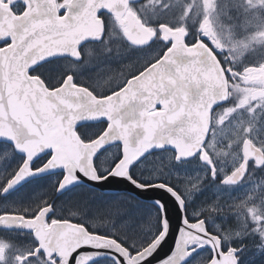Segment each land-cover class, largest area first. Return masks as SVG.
I'll return each instance as SVG.
<instances>
[{
  "label": "snow or ice",
  "instance_id": "1",
  "mask_svg": "<svg viewBox=\"0 0 264 264\" xmlns=\"http://www.w3.org/2000/svg\"><path fill=\"white\" fill-rule=\"evenodd\" d=\"M127 2L142 22L150 17L154 34L144 42L126 35L101 0H0V120L7 117L14 129L0 132V197L46 173L56 177L53 193L77 184L104 186L113 178L128 189L58 201L39 194L26 204L0 201V216L39 219L58 231L91 237L73 248L66 264H149L150 258L156 264H257L246 257L249 251L264 264V184L246 185L250 169L264 173V161L250 156L241 175L228 174L202 156V151L212 155L207 133L194 151L180 147V141L196 140L197 113L215 91L206 75L214 66L211 57L231 79L232 69L224 65H235V59L222 60V54L243 49L240 63L258 65L264 62V33L228 48L185 24L177 43L162 35L175 3ZM248 7L264 16V4L249 0ZM90 17L99 21V31H81ZM33 130L42 139L34 151L23 146L34 138ZM61 135L75 145L76 157L61 154L56 144ZM209 187L212 192L205 194ZM151 188L163 189L167 197L146 204L139 197L148 199ZM12 229L31 233L32 254L20 264H61L55 251L49 259L34 228L14 220L0 223V231Z\"/></svg>",
  "mask_w": 264,
  "mask_h": 264
},
{
  "label": "flooded vegetation",
  "instance_id": "2",
  "mask_svg": "<svg viewBox=\"0 0 264 264\" xmlns=\"http://www.w3.org/2000/svg\"><path fill=\"white\" fill-rule=\"evenodd\" d=\"M170 3H175L176 7L169 11L164 17V23L162 25V35L165 36H178V39L182 40L184 31H185V24L189 29L193 28L195 25L198 29L203 31L206 35L209 36L210 39L213 40L214 44H220L221 40L223 41V45L230 48L232 46L233 42L236 41H243L239 38L244 35L245 32L248 31L247 28V19L250 15V10L248 7L249 0H179L177 3V0H169ZM252 4H264V0H251ZM166 6V5H165ZM191 13V14H190ZM176 16V17H173ZM239 16H241V20L245 23L242 24L241 27H237V21L239 20ZM121 17L123 18L124 22H119L125 29V34L128 36L133 35H140V33H149V36L151 37L154 34L153 27L147 23L148 19L150 17H145L144 22L141 21L140 17H138L135 12L132 10L129 5L125 8L123 11ZM187 17V20L184 18ZM133 18L135 19V24L133 22ZM138 21L140 23V29L138 28ZM168 22H173L178 25V27L175 28H169ZM235 23V25H234ZM234 25V26H233ZM232 28H228L231 27ZM236 27V28H234ZM149 39V38H148ZM250 50V49H249ZM230 60L233 59L234 54L237 56V62L240 63L241 56L243 54V49H241L238 52H231L226 51L222 54L221 59H228L229 55ZM229 64H225L224 67L228 68ZM245 65V63H244ZM250 67L251 63H250ZM261 73L257 75L259 78V82H264V63H262L261 67ZM224 71V70H223ZM227 98L231 97L230 100H228L227 103H220L218 106L211 110L210 112V124H211V130L209 129V139L210 136L213 135L215 130L218 129H224L226 128L227 124L231 122V120L234 117H238V114H241V119H244V127L237 131V137L239 141L235 142L233 145L236 147V152H238L239 160L238 164L235 165L234 168H232L228 174H230L232 171H234L242 162L243 155H242V143L246 138H250L247 132L249 133L250 126L254 127L258 124H260L264 120V109H256L255 107H252L254 103H251L253 101H250L249 99L240 98L239 90H240V84L237 83L232 77L231 79L227 78ZM253 78H250V81H252ZM257 89H260L257 87ZM264 90L260 91V93H263ZM258 93V94H260ZM243 109V111H241ZM233 113H235V116H233ZM254 113V115H253ZM229 117H232L229 119ZM227 121V123H225ZM223 126V127H221ZM246 133V134H245ZM251 139V138H250ZM252 140V139H251ZM253 141V140H252ZM257 145V144H256ZM258 146V145H257ZM259 147V146H258ZM261 148V147H260ZM262 149V148H261ZM264 152V149H262ZM202 156L205 158H210L208 156L207 152L202 151ZM218 163V160H216ZM255 169H250L249 176L247 177L246 181L252 176V178H256L257 176L261 175V172H255L253 173ZM54 174H48L43 176V179H47ZM39 180H42L40 178H34L29 181H27L22 187L37 182ZM21 187V188H22ZM87 187V186H86ZM20 188V189H21ZM90 188V187H88ZM91 190H94L90 188ZM97 191L99 194H104L107 196L110 195H117L120 193H104ZM69 193V189L64 194H55L53 192L50 193L58 201L63 195ZM12 194V193H9ZM5 198H8V195H5L4 197H0V201H3ZM146 204L151 205L152 203L145 202ZM2 223H6L8 221H16L18 223L25 224L26 220L22 216H8L5 215L2 217ZM46 227V224H44ZM48 226V225H47ZM6 233L5 245L4 247L0 248V260H6L9 258V255L11 254V260L13 259L17 260V264H20V262L25 259L28 254L25 256L24 252H21L20 244L22 245V242L19 241V243L14 242L10 243V240H16L17 238L22 239L25 241L23 235L26 233H29L26 229H12L11 231H0V233ZM14 232L18 233V235H15ZM188 240H193L194 237H186ZM26 246V243L24 242V245L22 248ZM30 255V254H29ZM246 257H253L256 259L257 264H261V258L259 256H254V253L252 252H246ZM49 259H51V255H48ZM9 263V259L6 260V264ZM15 264V262H14ZM61 264H63V259L61 260Z\"/></svg>",
  "mask_w": 264,
  "mask_h": 264
},
{
  "label": "water",
  "instance_id": "3",
  "mask_svg": "<svg viewBox=\"0 0 264 264\" xmlns=\"http://www.w3.org/2000/svg\"><path fill=\"white\" fill-rule=\"evenodd\" d=\"M101 3H104L106 6H110L113 11L117 15V20L121 23H126L127 21L123 20L121 17L123 11L128 5L127 0H101ZM120 7H117V6ZM133 22L135 24V19L133 18ZM140 23L138 21V28L140 29ZM100 30V24L99 21L95 20L94 17H90L87 19V23L81 25V31L83 32H97ZM131 39H133L136 42H144L148 38H150L149 33H140V35H133L129 36ZM181 39L176 38L177 43L180 42ZM203 47V45H200ZM211 56V53H209ZM212 61L214 62V66L210 68L207 72V78L209 81L215 85V91L214 93H210V100L207 106L203 107L201 111H198L197 113V123L193 126V131L197 134L196 140L191 144H186L184 141H180V147L183 149V151L190 152L194 151L197 147H200L201 142L204 138V135L209 132V125H210V112L212 110V104L217 103L218 101L225 100L227 97V80L224 75L223 69L220 68V63L215 62V57H211ZM220 104V103H218ZM95 114V113H93ZM0 115H4L3 110L0 109ZM13 119H16L15 115L13 114ZM0 132L4 133H12L14 132V129L11 125V123L7 122V117H5L4 120H0ZM34 138H28L24 140L23 146L29 150H38V146L42 143V139L39 137L38 134L34 133ZM73 139H75L76 143H79L78 138L75 137V134H72ZM57 147L60 149L61 154L67 159V158H74L76 157L77 153L75 151V145L72 144V141H70L65 136H60L57 138L56 141ZM72 145L69 147V145ZM242 155L243 159L240 165L232 172H235L237 175H241L244 168L243 166L247 164V161L249 157H257L260 160L264 161V152L263 150L258 147L250 138H246L242 143ZM231 172V173H232ZM230 173V174H231ZM48 175L47 173L44 174ZM37 177H30L26 181L22 182L21 185H18L16 188L11 190L10 192L14 191L15 189L22 186L27 181L34 179ZM80 185V184H77ZM74 185V186H77ZM87 187H90L92 189H96L100 192L104 193H122L125 191H128L125 186L113 178V180L110 183L105 184L104 186H96V185H90V184H84ZM71 186L69 189H71ZM139 191V190H137ZM146 194L149 197L148 199H145L144 196H140L139 198L143 200L144 202L153 203L156 200H159L161 196L167 197V193L164 192L163 189L160 188H151L146 190ZM2 218H0V223H2ZM28 221V220H27ZM29 227L35 226L36 236L37 239L41 241L42 247L45 248V252L47 255H51L53 251L57 252L58 255H60L63 259V264H66L67 258L73 248H75L79 243L84 242L85 240L92 239L91 237H88L87 235L80 237L78 235V232L76 230H63L58 231L54 229V227L49 226L47 228H44V224L39 220H29L28 221ZM168 244H164L161 246V249L158 251L157 256L159 259H163L164 254L168 250ZM149 264H156L155 258H150Z\"/></svg>",
  "mask_w": 264,
  "mask_h": 264
},
{
  "label": "rangeland",
  "instance_id": "4",
  "mask_svg": "<svg viewBox=\"0 0 264 264\" xmlns=\"http://www.w3.org/2000/svg\"><path fill=\"white\" fill-rule=\"evenodd\" d=\"M259 4V3H258ZM245 22L241 20V16H239V20L237 21V27H241L242 24ZM235 25V23H234ZM233 25V26H234ZM228 28H232L228 27ZM236 28V27H234ZM247 28L248 31L242 35L240 40L247 41L250 36L256 35L259 36L260 34L264 33V16L261 15V13L257 11H250V15L247 19ZM174 38H179L178 36H174ZM255 47V45H252L249 49L251 51V48ZM229 55V54H228ZM255 56V53H253V57ZM252 58V57H250ZM233 59H235V65H228V68L232 69L231 77L240 84V98L249 99L250 101H253L251 103H254L252 107H255L256 109H264V92L260 93V91L264 90V82H259V78L257 77L258 74H260L262 71L260 69L262 63H259L258 65L256 63H247L245 61V65L237 62V56L234 54ZM232 59V60H233ZM230 60V55H229ZM237 76L239 78H237ZM250 78H253L252 81H250ZM259 87L262 90L257 89ZM260 93V94H258ZM241 114H238V117H234L230 123L227 124L226 128L224 129H218L215 130L213 135L210 136V139L208 140V146L212 149V155L211 159L216 161L218 160V166L224 169H227L228 172L235 167V165L238 164L239 156L238 152H236V147L233 145L235 142L239 141L236 139L237 137V131L242 129L244 127V119H241ZM246 134V133H245ZM249 137L253 140L255 144H257L259 147L264 149V120L254 126H250L249 133L247 132ZM216 153H219V156H216ZM3 154H0L2 156ZM257 172L256 170L253 171V173ZM56 177L54 175L50 176L47 179H42L34 183H30L18 191L13 192L8 198H5L3 201H12L19 204H26L31 201L34 194H39L41 196L50 195L51 188L50 184L51 181L54 180ZM257 184H264V173H261L260 176H257L256 178H252V176L246 181V185L251 188ZM47 188L48 191H41V189ZM93 192L97 193V191L91 190L90 188L84 186V185H77L69 189V193L63 195L60 199H64L66 196L79 194V193H86V192ZM212 192V188L209 187L205 189V194H210ZM57 194V193H55ZM99 194V193H98ZM58 195V194H57ZM104 195V194H100ZM107 196V195H105ZM21 207H24V205H21ZM252 207L251 205L249 206ZM29 221V220H28ZM28 221L26 220L25 224L28 225ZM29 226V225H28ZM47 226V225H46ZM35 229V226L32 227ZM15 235H18V233L14 232ZM24 240L17 238L16 240L11 239L10 243L22 242L21 252H24L25 256L29 253L28 248H30L31 245V233H26L23 235ZM6 233L1 232L0 233V248L4 247ZM24 242L26 243V246L22 248L24 245ZM1 250V249H0ZM28 254V255H29ZM9 263L8 264H17V260L13 259L11 260V254L9 255ZM6 259V260H7ZM24 260V259H23ZM22 260V261H23ZM30 264H35V262H30Z\"/></svg>",
  "mask_w": 264,
  "mask_h": 264
},
{
  "label": "trees",
  "instance_id": "5",
  "mask_svg": "<svg viewBox=\"0 0 264 264\" xmlns=\"http://www.w3.org/2000/svg\"><path fill=\"white\" fill-rule=\"evenodd\" d=\"M173 17H176V16H173Z\"/></svg>",
  "mask_w": 264,
  "mask_h": 264
}]
</instances>
